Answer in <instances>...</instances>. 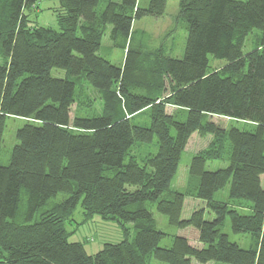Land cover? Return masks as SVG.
Listing matches in <instances>:
<instances>
[{
	"label": "trees",
	"instance_id": "16d2710c",
	"mask_svg": "<svg viewBox=\"0 0 264 264\" xmlns=\"http://www.w3.org/2000/svg\"><path fill=\"white\" fill-rule=\"evenodd\" d=\"M40 1L0 0V149L6 119L27 120L15 131L9 162L0 164V264H146L150 254L166 264H264V0H178L186 26L181 58L132 44L133 22L162 16L167 0L143 8L138 0H106L100 12L101 0H57L56 28L31 20ZM107 24L125 50L121 66L97 54ZM254 29L260 33L244 52ZM152 53L148 83L138 60ZM209 55L226 63L210 69ZM52 68L96 90L99 113L73 111L83 102L76 82L51 75ZM149 109L148 126L133 121ZM215 116L255 129L225 127ZM193 133L212 141L190 158V192L203 205L183 218L187 192L170 184ZM154 137L156 153L137 157L134 145ZM225 142L227 166L206 170L208 159L224 160ZM226 187L230 200L249 202V213L213 198ZM78 204L85 217L132 223L133 239L123 226L124 239L88 253L65 229ZM153 212L177 229L194 228L197 244L173 235L160 246L166 233ZM226 217L233 233L251 235L249 247L221 232Z\"/></svg>",
	"mask_w": 264,
	"mask_h": 264
},
{
	"label": "rangeland",
	"instance_id": "374dc122",
	"mask_svg": "<svg viewBox=\"0 0 264 264\" xmlns=\"http://www.w3.org/2000/svg\"><path fill=\"white\" fill-rule=\"evenodd\" d=\"M106 0H101L97 12H100L103 8ZM149 0H138V5L140 7H146ZM59 4L57 0H41L39 2V7L35 10H30L29 15L31 20L37 25L49 26L56 28L57 20L56 13L59 10ZM133 46L141 47L142 51L157 52L158 48L162 46L163 52L167 55L181 58L183 55L184 44L186 40V26L185 23L178 16V0H167L166 6L162 16L152 17L144 16L133 22ZM111 25L107 24L104 34L102 35L100 41V47L97 51L99 56H102L109 60L111 63L121 66L125 56V50L123 47L115 45L110 39ZM259 30L254 29L245 39L243 45V51H250L255 43L256 37L259 35ZM143 56V57H142ZM139 58V68L140 73L146 74L142 76L144 81H149V71L153 68L156 63V58H154L153 53L149 55L146 59L145 55ZM209 68L215 69L222 67L226 61L224 59H216L211 55L208 56ZM3 62V58H0V63ZM143 70V72L141 71ZM51 75L56 77H67L73 79L76 82L77 96L82 102L78 105H74L72 110L77 107L78 112H87L86 110H92L99 113L102 107V101L96 90H93L82 80H76V76L71 74H66L65 70L60 68H52L50 71ZM137 75H140L137 72ZM167 112H177V119H182V113L176 107L168 105L166 106ZM181 117H180V116ZM214 121L220 123L225 127H237L242 130L252 131L255 129L254 123L246 120L239 119H227L223 117H214ZM133 121L142 126H148L150 123V109L145 110L141 114L137 115ZM27 120L25 118L9 116L6 119L5 129L3 133V140L0 149V164H7L10 158V152L15 144V131L20 128ZM212 141L211 135H199L193 133L189 138L186 147L181 153V157L178 163V168L175 177L172 179L170 184L171 191H181L187 192L184 199V205L182 210V217H188L192 211L200 208L203 203L201 200L195 198L193 193L190 192L192 182L188 177V165L190 158L196 152L205 150ZM158 148L156 137L150 143H136L134 145L133 152L137 157L144 158L147 155L156 153ZM223 157L224 160L220 159H208L205 164L206 170H216L218 168L226 167L228 164V150L226 142L223 143ZM262 184L264 186V174L262 175ZM63 198V194H58L57 199ZM214 199L220 201H226L228 204L234 205V207L239 208L242 213H249L250 207L249 202L241 201L234 202L228 198V187L223 188L216 192L213 196ZM147 206L152 210L151 204ZM207 218H212L211 214L206 213ZM153 217L156 222L157 228L166 233V236L162 238L160 246L168 247L171 244V238L173 235H182L188 238V240L197 244V231L192 227H187L184 229H177L174 226L168 224L166 215L153 212ZM71 220L65 222V229L68 232V239L70 241H79L84 245L85 250L93 254L97 252L104 243L106 242H118L125 237L123 226L127 230L128 240H132L135 234V227L132 223H125L123 226L116 219H104L101 216L95 214L89 217H85L83 214L82 207L78 204L74 209ZM220 230L226 233L230 241H234L243 248L249 247L252 238L251 235L247 233L236 234L230 229V223L228 217L225 218L220 226ZM146 264H166L161 262L150 254L147 258ZM205 264H227L224 262L210 261Z\"/></svg>",
	"mask_w": 264,
	"mask_h": 264
}]
</instances>
